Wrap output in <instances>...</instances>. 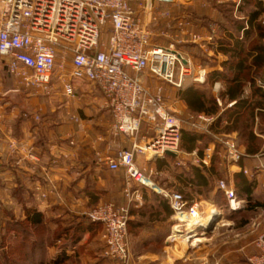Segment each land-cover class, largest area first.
Masks as SVG:
<instances>
[{"label":"crops","instance_id":"obj_1","mask_svg":"<svg viewBox=\"0 0 264 264\" xmlns=\"http://www.w3.org/2000/svg\"><path fill=\"white\" fill-rule=\"evenodd\" d=\"M238 1L211 0L212 9L207 10L211 16L206 18L210 22L202 24L208 27L210 25V32H206L205 27L201 32L198 31L207 38L215 39L213 44H208L211 46L212 55L204 60L207 77L213 71H222L224 63L228 60L219 50L220 41L226 35L219 25H230L225 12L231 6L235 18L245 17V13H239L244 0L240 2L236 12ZM159 7L167 10L166 5H158ZM250 9L251 7L247 11ZM141 13L144 16L143 9ZM165 22L166 20H162L159 25H165ZM168 22L174 23L173 20ZM260 22L264 24V14L261 15ZM72 74L71 67L67 75L74 87V98L68 96L64 87L58 83L57 76L49 94L22 88L12 91L16 86H13V79L0 58V114L3 115V121L0 122V205L5 208L4 227L7 223L26 221L28 210H35L44 216L47 229L52 233L58 229L59 222L71 227V246L67 251L69 260L62 264H110L103 257L102 225H91L85 217L95 208L105 204H126L125 174L123 171H111L105 159L113 157L119 150L130 149L132 143L127 137L114 133L113 117L105 106L99 87L90 82L75 81ZM139 78L151 90L162 84L166 99L173 93L169 101L172 114L183 122L186 120L185 130L188 129L187 119L194 121L198 128L190 126L188 130L200 137L192 152L181 149L186 154L180 157L181 165L176 164L177 158L171 156L168 157L174 160L169 159L166 164L159 163L163 159L154 161L138 157L137 163L142 170L151 176L160 189L185 192L192 201L202 202L207 209L202 223L205 225L209 223L211 210H222L214 201V197L220 192L219 181H225L237 195L239 186L236 177L241 173L245 175L243 170H246L249 173L245 175L246 179L253 182L254 186L251 197L256 205V212L248 223L242 222L241 216L246 214L244 212L248 200L237 195L246 205L237 211L240 215L234 220L224 216L228 225L222 234H219V226L208 231L199 229L189 241L174 239L177 223L169 202L155 191L134 184V190L138 192L140 199L132 208L129 226L133 256L131 264H250L249 259L258 253L256 240L264 233V134L260 131L263 125L259 116L264 113V99L255 110L251 130L253 136L260 141L261 147L257 153L251 155L248 152L249 136H244L240 129L234 128L232 120L225 119L221 126L217 124L219 116L236 104V101L222 97L226 90L225 83H191L202 88V91H208L218 103L219 113L209 116L191 112L187 104L179 98L180 90L190 86L188 83L179 90L159 83L148 75ZM260 81L264 83V69L256 79L258 87ZM205 87L206 89H203ZM244 94L252 100L253 91L250 84L246 86ZM200 116L211 118L212 122L205 124L199 120ZM203 137L208 139V145L201 152V145L205 141ZM220 137L236 142L244 155L241 163L234 164L223 159L221 145L217 142ZM12 144L33 147L38 161H32L18 151L13 152ZM196 151L201 158L207 152L212 154L208 167L202 168L194 163L193 157L189 155ZM215 162L218 174L214 173L211 178V197L207 198L202 187L186 177L192 168H197L208 176ZM172 163L178 165L179 170L174 165L172 168ZM169 170L182 174L179 183L173 181L174 185H170L173 188L166 187L167 184H163L165 182H159V176ZM44 195L46 197H43ZM62 206L67 209L64 216L57 212ZM60 242H56V245ZM56 245L45 246L52 261L58 255Z\"/></svg>","mask_w":264,"mask_h":264},{"label":"built area","instance_id":"obj_2","mask_svg":"<svg viewBox=\"0 0 264 264\" xmlns=\"http://www.w3.org/2000/svg\"><path fill=\"white\" fill-rule=\"evenodd\" d=\"M241 1H238L236 12ZM173 2L0 0V58L9 76L18 83L12 91L22 88L49 94L57 76L68 96L74 98V87L67 75L70 60L73 80L99 87L113 117L114 133L127 137L132 143L130 149L119 150L105 159L111 171L125 174L126 204H105L87 214L90 222L103 227V257L110 264L132 262L129 223L132 208L140 199L134 184L155 191L169 202L177 223L174 239L181 235L189 241L199 229H209L202 224L207 212L202 202L190 203L180 192L160 189L137 163L138 157L156 161L165 159L167 152H171L177 154L178 165H181L180 157L186 155L181 150L184 122L167 106L163 86L156 85L151 90L139 76L148 75L179 90L189 81L204 84L207 80V71L195 72L191 60L174 46L152 43L155 32L152 27L162 20L172 19L171 11L158 8V5ZM178 25L187 28L190 23L181 19ZM107 26L108 39L104 41L102 36ZM189 38L193 43L206 42L207 45L215 40L213 37L204 40L200 34H189ZM258 84L264 90V83ZM199 120L205 124L212 122L205 116H200ZM193 126L198 128L196 124ZM217 142L226 162L238 164L244 158L233 140L220 137ZM11 148L13 152L38 161L33 147L12 144ZM189 156L202 168L208 167L212 160L209 152L203 158L197 151ZM243 172L249 175L248 171ZM218 188L225 194L232 211L245 207L246 202L240 200L225 181H219ZM210 215L209 223L215 222V229L228 225L222 210L214 208ZM190 228H193L191 233ZM255 245L258 253L249 262L264 264V233L259 235Z\"/></svg>","mask_w":264,"mask_h":264},{"label":"trees","instance_id":"obj_3","mask_svg":"<svg viewBox=\"0 0 264 264\" xmlns=\"http://www.w3.org/2000/svg\"><path fill=\"white\" fill-rule=\"evenodd\" d=\"M250 7V11H247ZM240 10L239 13L246 14L243 19L233 16V7L231 6L225 12L230 25H219L220 30L226 33L220 41L219 50L228 57V60L224 63L222 71H213L208 75L207 83L214 84L221 81L226 84V90L222 93V97L236 101V104L219 116L217 124L221 126L225 119L227 121L232 120L234 128L240 129L244 136H249L248 152L252 155L257 153L261 147L260 141L253 136L251 130L254 125L255 110L259 108V102L264 99V90L256 85V79L264 69V24L260 22V17L264 14V1L244 0ZM249 84L253 91L252 100L246 98L244 94L245 88ZM178 95L193 113H204L211 116L217 115L220 111L216 100L208 94V91H202L196 84H191L180 90ZM259 116L263 125L260 127V131L264 134V113H260ZM199 138L196 133L184 129L181 149L192 152L196 148ZM203 140L205 141L201 145V152L208 145V139L203 137ZM169 159L174 160L166 156L159 163L166 164ZM217 167L215 162L208 176L203 171L192 168L191 172L187 173L186 179L191 178L192 183L196 182L198 186L202 187L205 197L210 198L209 192L212 190L210 182L213 174H218ZM181 176L182 174L178 175V178L182 179ZM236 180L239 186L238 197H246L248 200L244 212L246 214L241 216V221L248 223L250 217L256 212V205L252 202L251 197L254 190L253 182H249L243 173L237 175ZM180 193L188 202H193L185 192ZM214 201L222 208L227 219L234 220L240 215V213L230 209L229 201L222 191L218 192ZM90 224L99 225L92 222ZM2 239L7 250L1 255L0 264H53V262L54 264H62L69 260L67 251L71 246V227L59 222L58 229L52 233L51 230L47 229L44 216L35 210H28V218L24 222L7 223L3 228ZM58 241L61 242L56 245ZM46 244L56 245L59 250L54 261L46 252Z\"/></svg>","mask_w":264,"mask_h":264},{"label":"rangeland","instance_id":"obj_4","mask_svg":"<svg viewBox=\"0 0 264 264\" xmlns=\"http://www.w3.org/2000/svg\"><path fill=\"white\" fill-rule=\"evenodd\" d=\"M193 2V3H192ZM211 0H174L172 4L166 5L167 10H170L172 13V19L173 22H168L169 20H166L165 25H155L153 26L154 37H153V45H159L164 47H170L174 46V48L180 52H182L185 56H187L193 65L194 71L198 72L202 69H204L205 62L204 60L207 57H210L212 55V50L210 49L211 46L207 45L206 42L202 43H193L192 40L189 38V34H199L198 31L201 32V29L205 27L206 32H210V25H202V24H209V20L206 18H210L211 14L210 11L212 9L211 7ZM192 4L191 6H189ZM181 19H184L185 21H189L190 25L185 27H181L178 25L179 21ZM108 26L104 29L102 39L106 41L108 39ZM202 35V34H200ZM203 36V35H202ZM204 40H207L206 36H203ZM68 67L67 71H71V65L72 62L68 61ZM188 85H191V83H194L192 81L187 82ZM197 84V83H196ZM18 85L17 81L13 79V86ZM160 86H163L162 84H159ZM202 89V88H200ZM203 89H206L203 88ZM169 94V93H168ZM171 95H168L166 99V104L169 108V101L171 100ZM172 104V101H171ZM174 111V110H173ZM186 122V120H185ZM184 122V126L185 125ZM187 128L190 129V126H193L195 123L194 121H188L187 119ZM192 128V127H191ZM178 162H176L177 164ZM175 163H172L176 167L177 170H179V166H176ZM179 173L174 172L173 170H169L167 173L159 176L161 178L159 180L162 182H165L163 184H167L166 187L173 188L170 185H174L175 181L176 183H179L178 178ZM172 190V189H170ZM5 210L3 205H0V257L4 253L5 250H7V247L5 246L2 235H3V228H4V213ZM58 214L60 216H64L67 214V209L65 206H62L61 209H59ZM224 213V212H223ZM87 218V216L85 217ZM88 219V218H87ZM225 226L219 227V234H222L223 229H226Z\"/></svg>","mask_w":264,"mask_h":264},{"label":"water","instance_id":"obj_5","mask_svg":"<svg viewBox=\"0 0 264 264\" xmlns=\"http://www.w3.org/2000/svg\"><path fill=\"white\" fill-rule=\"evenodd\" d=\"M167 156H171L174 158H177V154L175 153H171V152H167ZM215 226V222H210L207 224V227L209 228L208 230H212V228Z\"/></svg>","mask_w":264,"mask_h":264},{"label":"bare ground","instance_id":"obj_6","mask_svg":"<svg viewBox=\"0 0 264 264\" xmlns=\"http://www.w3.org/2000/svg\"><path fill=\"white\" fill-rule=\"evenodd\" d=\"M207 81V80H206ZM180 229H178V228H176V231H179ZM189 233H191L192 231H193V228H190L189 230ZM194 237V236H193ZM173 238V237H172ZM177 239H182L181 238V235H177ZM191 240V239H190ZM184 241V240H183ZM197 242L199 241V240H196ZM200 241H202V240H200ZM200 243V242H199Z\"/></svg>","mask_w":264,"mask_h":264}]
</instances>
